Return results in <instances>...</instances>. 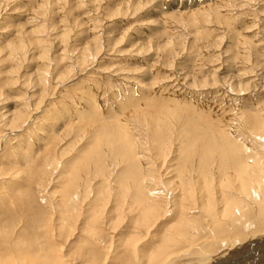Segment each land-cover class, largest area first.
<instances>
[{"label": "rangeland", "instance_id": "374dc122", "mask_svg": "<svg viewBox=\"0 0 264 264\" xmlns=\"http://www.w3.org/2000/svg\"><path fill=\"white\" fill-rule=\"evenodd\" d=\"M239 84L247 89H235ZM13 112L21 116L15 123ZM262 122L264 0H0V260L40 237L37 242L46 241L60 262L79 264L69 256L95 241L88 234L91 200L100 199L101 207L109 189L114 204L121 187L133 191L147 185L162 192L172 177L186 182L192 161L208 152L213 138L219 143L211 146L217 157L219 151L229 158L239 149L257 151L255 133ZM101 130L138 142L134 152L143 159L132 151L141 168L135 177L126 178L124 159L112 152L120 146L116 135ZM153 130L174 138L170 152L165 145L171 138L160 143L165 154L171 153L163 168L160 162L153 165L149 149L139 148L156 142ZM149 163L161 172L160 179H145ZM207 163L217 165V159ZM169 170H175L172 176ZM76 198L82 202L74 228L65 233L60 210ZM114 210L112 205L109 211ZM197 213L184 222L187 230L205 231L195 233L193 248L178 246L182 253L165 264H178L210 245L204 256L217 257L228 250L223 242L239 235L245 234L244 244L264 236V213L248 231L225 226L216 236ZM175 220L170 215L143 231L135 246L134 233L140 230L133 217L111 227L99 223L101 244L88 247L113 264L132 262L131 253L145 264L176 235ZM255 252L246 264H264V248Z\"/></svg>", "mask_w": 264, "mask_h": 264}, {"label": "bare ground", "instance_id": "6f19581e", "mask_svg": "<svg viewBox=\"0 0 264 264\" xmlns=\"http://www.w3.org/2000/svg\"><path fill=\"white\" fill-rule=\"evenodd\" d=\"M247 86H245L244 84L243 85L239 84L237 85V87L234 86V88L245 90L247 89ZM132 99H134L133 95H132ZM12 117H13V122H14L16 119H19L21 116H20V113L13 112ZM158 125L161 127L160 122L158 123ZM257 127L259 128V130L255 133V135L257 137L256 140L258 142H256L255 140L254 143H258L260 145V146L258 145L260 148L259 150L254 151L252 153L250 151L251 155L249 153H248L249 155L246 154V152L245 154H243L242 153L243 149H239L240 155H238L239 152H237L238 150L236 149L237 151L236 150L235 151L237 153L233 152L235 154L232 153L233 154V156L231 155L232 158L228 157L229 156L228 152H227L228 156H225L223 153L220 154L219 153L220 151L218 152V157H217L215 156L214 152H212L214 148L216 147V146L213 147V150H212L211 146L215 145L214 143H216V140H213L214 139L213 138L212 140L210 139L207 142V145L209 146V148H207L208 152H205V154H202L201 156H200V153L196 152L198 156L197 160L195 159L193 160L192 159L193 157L190 158L193 160L192 163L194 162L195 166L191 168L192 171H191L190 179L187 180L186 182L184 181L181 182V180L178 182H173L172 180L173 177L172 179L168 178L169 179L167 180L168 185L166 184L167 187H165L166 191H162V192L161 191L156 192L158 189L155 191L154 190L151 191V189L148 188L147 185L144 187L137 185V188L135 187V190L133 191L125 189L121 187L120 185L121 190H118L117 195L115 196V199L113 198L115 201L114 204H110L112 200L111 197H113L112 195L113 193L111 192L113 190L111 189L108 190V193L110 192L109 196H107L106 199L104 198L103 201L101 200V202L103 203L101 207H99V205L101 204L97 205V202L100 201V199L91 200L90 202L91 211H90V217H89V222H88V229L90 232L88 234L89 236L91 235L90 238H93L95 241L91 239L88 240L86 248L82 249L77 254L70 255L69 257L72 259V262L73 263L78 262L79 264H105L108 261L109 263L111 262V264H113L112 259L108 257V255L107 257H103V259L99 258V256L94 253L95 251L92 248H89L88 245H90L91 247L92 246L94 247L95 245L94 242L101 244L100 243L101 237L98 232L99 223H101V226L102 224H107L106 226L111 227L113 225H116V223L121 222V220L129 216L133 217L134 222L137 224V227L135 230L136 231L140 230V232L134 233L135 238H133L134 244L132 246H135L136 243L138 244V242H140L139 236L141 235L143 231H147V232L150 230L152 231L153 226L157 224V222H159L160 220L162 221L164 219H167V217H169L170 215H174V218L176 219L175 220L176 222L174 224V230L176 232V235H170L169 238L167 239V242L163 244L161 247H159V250L152 251L153 253H151L149 258L147 257L148 259L147 258L144 259V261H146L145 264H165L166 261L168 259L170 260L172 255H174L175 253L176 254L178 253V255L180 254V252L182 253L183 250L179 251L180 248L178 249L177 248L178 246H182L186 244H188L190 247L193 246L192 244L193 240L191 241V239L193 238V236H195V233L205 231V228H197V229L189 228L188 229L189 231H188L187 227L189 226L186 225L184 222L191 221L190 220L191 217L189 215H196V212H198L200 216L205 217L204 222L206 221L205 222L206 228L210 230L209 232H211V234H214L215 236L217 234L216 232L224 231L223 229H226L227 226L230 227L232 230L237 229V227L239 226V227L246 228L248 231L249 227H253L254 223L256 222L258 213H261V214L264 213V122L258 124ZM105 129H107V127H105ZM167 129L169 130L170 128L167 127ZM154 131H155L154 137L152 136L154 140L152 141H156V142L151 141L152 142L151 144L149 145L143 144V146L140 144L139 148L144 149V150L149 149L148 150L149 155H150L149 157L153 159L154 161L153 165L155 166L156 162H160L158 163L159 164L158 166H161V168H163V167H166L167 159L169 157L168 155L171 154L169 153L167 155L164 153L163 150L167 148L168 152L171 151V147L174 144L173 143L174 138L165 137L166 135L164 136L163 133H166L167 132L166 130H160V131L153 130V132ZM105 132H108L106 134H109V133L110 134L106 135ZM105 132L104 134L106 136H109L112 138L116 137V140L120 143V146H118L113 151L111 148V151L115 153L114 156L115 158H117V160L118 158H120L121 160L124 159V163L125 165H127L125 168L126 178L128 176L135 177L137 174V171L140 168V161H138L137 163V160L133 158L134 157L133 152L135 150H138L136 148L138 145V142L134 141L133 139H131L132 141H129L128 139L123 137L124 135H122V132L115 134L116 136L111 131L106 130ZM112 135H114L115 137H113ZM251 137H253V135ZM169 138L172 139V143H170L171 140H169ZM111 140L112 141L114 140L115 143L117 142L115 139H111ZM168 140L170 141L169 142L170 144L167 143ZM199 140H201V138H199ZM160 143H163V144L167 143L165 145L167 147L165 149L163 148L162 150V145ZM230 143L234 144L235 142L233 143L232 141ZM201 144H202V140H201ZM145 146H147L148 148ZM239 146L241 145L239 144ZM93 147L98 148L97 145ZM227 149H229L230 151L231 148H227ZM94 151H97V149ZM137 154L141 158V155H139V151ZM144 157H147V156H144ZM199 157L202 161L201 164L198 162ZM212 157L217 159V165H211L207 163L209 159ZM145 160L147 161V158ZM101 161L99 163L102 164ZM218 161L220 162L219 168L217 167ZM184 164L185 163H183V166ZM179 167L180 169L181 168L184 169V167L180 165ZM172 168L174 167H171V169ZM103 170H102V173H103ZM160 170L162 171L163 169H160ZM181 170L178 169L176 175L181 174ZM174 171L175 170L173 171L169 170L168 174L171 175V173H173ZM146 173H147V177H145V179L148 178L149 181L161 178L160 177L161 172H159V170L152 167V165L147 167ZM217 174H219L220 176L219 183H218V178L216 176ZM140 181H143V180H140ZM102 187L103 186L101 184L99 190H101ZM131 188H133V186H131ZM81 202H82L81 200L76 198L75 200H70L67 203L65 202L63 204V209L60 210V213H62V215L60 217L61 222L59 226L62 230L65 231V233H70L72 229L74 228V226L72 225L73 218L76 214V207ZM112 205L115 206V210L109 211ZM96 206H98L99 208L97 209ZM95 208L97 210H95ZM107 210H108V213H107ZM253 210H254V213H253ZM106 221H109L110 224L108 225ZM245 233L247 234V232ZM244 235L245 234L239 235L236 238H229L227 241L223 242L224 246H228V250H225V251L222 250L223 252L220 255L218 254L219 256L217 257L204 256V253L207 251L209 252V249L213 247L212 245H210L207 247L204 246V247L196 249L195 251L189 253L188 255L189 257L187 258L179 257L180 259L176 263L178 264H246L248 257H250L251 254L252 255L254 254L253 252L260 249L261 247L264 248V236L256 235L257 237H255L253 241H249L248 243L244 244V242L242 243V241L246 240ZM39 238L40 237H35L34 239H32L33 241L29 239L30 245H28L29 247L27 246V248L25 249L18 248L16 249V251L12 250L11 251L12 257L10 256L11 258H8L6 260L5 258L1 259L0 264H64L60 262L57 259V257H55L53 252L50 251L46 241L37 242ZM236 244L237 245L239 244V245L236 246ZM259 252L260 251H258V254ZM131 254H132V262L130 263L128 262L127 264H135V263L143 264L142 261L138 258V255L136 253H131ZM261 258H262V255H261ZM119 259L121 260V257H119ZM123 263H125V261Z\"/></svg>", "mask_w": 264, "mask_h": 264}]
</instances>
